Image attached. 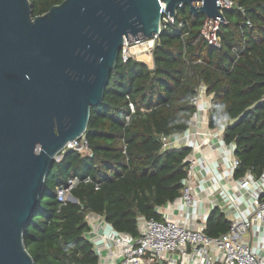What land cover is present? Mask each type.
I'll return each instance as SVG.
<instances>
[{
    "label": "trees",
    "instance_id": "16d2710c",
    "mask_svg": "<svg viewBox=\"0 0 264 264\" xmlns=\"http://www.w3.org/2000/svg\"><path fill=\"white\" fill-rule=\"evenodd\" d=\"M223 11L219 45L200 34L205 21L187 7L178 8L172 24L161 22L152 49L153 66L120 55L111 71L101 103L90 109L84 132L88 153L67 149L45 178L40 205L28 224L23 244L35 264H95L85 238L86 216H103L112 227L138 235L137 220H160L156 207L180 196L186 176V147L161 150V136L184 133L195 108L190 99L201 82L212 94L209 129L224 125L222 138L234 144L238 165L234 179L264 170V0H232ZM63 0H29L33 17ZM260 101L238 123L245 108ZM135 114L129 123V105ZM90 179L71 191L77 203L60 205L56 188L68 178ZM229 223L218 210L205 233L218 238Z\"/></svg>",
    "mask_w": 264,
    "mask_h": 264
},
{
    "label": "water",
    "instance_id": "95a60500",
    "mask_svg": "<svg viewBox=\"0 0 264 264\" xmlns=\"http://www.w3.org/2000/svg\"><path fill=\"white\" fill-rule=\"evenodd\" d=\"M183 7L210 30L224 19L218 0H63L37 17L0 0V264H35L23 237L55 157L84 135L124 42L152 41Z\"/></svg>",
    "mask_w": 264,
    "mask_h": 264
},
{
    "label": "built area",
    "instance_id": "2783aa9c",
    "mask_svg": "<svg viewBox=\"0 0 264 264\" xmlns=\"http://www.w3.org/2000/svg\"><path fill=\"white\" fill-rule=\"evenodd\" d=\"M218 4L222 13L234 6L232 0H218ZM173 18L162 15L161 22L172 24ZM210 22L208 20L207 25L205 19L200 34L209 44L218 46L217 31L224 19L213 20L211 30ZM155 39L151 45L148 40L125 41L120 53L122 61L152 56ZM139 44L143 45L142 50L128 51V45L136 47ZM207 91L202 82L195 88V94L190 99V105L195 108L191 122L207 119L213 96ZM129 109L126 123L135 114L133 105L130 104ZM223 129L224 125L210 134L197 131L190 134L188 127L182 134L161 136V150L191 149L185 160L186 176L182 180L180 196L155 208L160 220L138 218L137 236L116 231L103 216L87 214L89 230L85 238L96 256L95 264H264V170L258 177L247 172L242 178L234 179L238 165L234 156L235 147L232 143H224ZM194 136L202 137L209 147V138L216 140L218 145L212 149L215 151L212 157L216 160L206 158ZM67 149L80 153L89 151L82 135L66 145L55 157L56 162ZM90 182L89 178H68L56 188L57 202L65 204L73 189ZM215 209L224 215L229 229L218 238H210L205 233L206 222Z\"/></svg>",
    "mask_w": 264,
    "mask_h": 264
},
{
    "label": "crops",
    "instance_id": "0c3cea01",
    "mask_svg": "<svg viewBox=\"0 0 264 264\" xmlns=\"http://www.w3.org/2000/svg\"><path fill=\"white\" fill-rule=\"evenodd\" d=\"M146 57H147V60H144L143 57H139L137 60L140 62H143L149 68H152V66H153L152 56H146ZM191 121H192V119H191ZM191 121H190L191 125L189 123V129H190L189 131L190 132H188L190 134L194 133L195 131H197L198 133H205V134H207V133L210 134V133H213L215 131V130L209 129L207 122H206L207 119H205V118L204 119L200 118L197 123L191 122ZM193 124H195V125H193ZM193 139L195 141H197V143L200 144L201 150H202L203 154H205L206 158H209L210 161H213L215 158L212 156L215 154V151H213L212 149L218 145L216 140H213L210 137L208 140V142L210 143V147H209L208 144H206L202 140V137L194 136Z\"/></svg>",
    "mask_w": 264,
    "mask_h": 264
},
{
    "label": "rangeland",
    "instance_id": "374dc122",
    "mask_svg": "<svg viewBox=\"0 0 264 264\" xmlns=\"http://www.w3.org/2000/svg\"><path fill=\"white\" fill-rule=\"evenodd\" d=\"M128 47H129L128 51L130 52H137V50H142L144 48L142 44H139L136 47H134L133 45H128ZM142 57L144 60H147L146 56H142Z\"/></svg>",
    "mask_w": 264,
    "mask_h": 264
},
{
    "label": "bare ground",
    "instance_id": "6f19581e",
    "mask_svg": "<svg viewBox=\"0 0 264 264\" xmlns=\"http://www.w3.org/2000/svg\"><path fill=\"white\" fill-rule=\"evenodd\" d=\"M161 11H163V9H162ZM148 44H149V45H151V44H152V42H151V41H149V42H148Z\"/></svg>",
    "mask_w": 264,
    "mask_h": 264
}]
</instances>
